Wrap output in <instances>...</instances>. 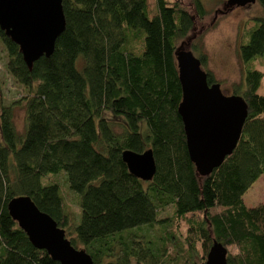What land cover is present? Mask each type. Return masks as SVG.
<instances>
[{"label": "trees", "instance_id": "trees-1", "mask_svg": "<svg viewBox=\"0 0 264 264\" xmlns=\"http://www.w3.org/2000/svg\"><path fill=\"white\" fill-rule=\"evenodd\" d=\"M258 1L264 13V0ZM61 3L64 30L52 53L30 68L0 29L5 70L24 90L7 104L0 98V264H59L34 247L9 215L7 202L18 195L30 196L93 264H198L214 239L226 247L229 264H264V203L248 207L242 198L264 173V96L257 93L262 73L244 66L264 54V14L244 25L237 49L242 76L232 94L247 108L241 134L232 152L202 176L178 113L175 52L211 13L204 2ZM203 32L189 50L204 69ZM138 33L137 47L132 41ZM205 71L207 81L216 82ZM16 108L24 111L23 132L14 124ZM147 148L156 170L144 181L129 172L121 153ZM58 172L77 194V215L58 184L43 182ZM168 207L172 216L160 217ZM179 220L186 223L183 238L173 228ZM154 225L161 232L149 234Z\"/></svg>", "mask_w": 264, "mask_h": 264}, {"label": "water", "instance_id": "water-1", "mask_svg": "<svg viewBox=\"0 0 264 264\" xmlns=\"http://www.w3.org/2000/svg\"><path fill=\"white\" fill-rule=\"evenodd\" d=\"M62 0H0V29L19 46L30 68L42 56H49L65 27ZM255 0H226L228 6H243ZM182 98L178 113L190 159L199 175H207L229 155L239 139L247 116L245 101L226 95L220 83L207 81L200 60L189 49L175 52ZM122 160L131 174L150 180L156 170L151 148L141 152L124 149ZM9 215L26 233L32 245L45 250L59 264H93L90 255L73 246L63 228L40 210L28 195L7 202ZM227 249L212 240L205 259L198 264H229Z\"/></svg>", "mask_w": 264, "mask_h": 264}, {"label": "rangeland", "instance_id": "rangeland-1", "mask_svg": "<svg viewBox=\"0 0 264 264\" xmlns=\"http://www.w3.org/2000/svg\"><path fill=\"white\" fill-rule=\"evenodd\" d=\"M207 10L211 13L198 23L195 30L185 39L180 41L178 49H189L190 43L197 40V34L204 30L202 35V50L207 55V65L204 70L212 72L216 82L220 83L222 92L226 95L232 94V85L241 81L242 64L237 56V49L240 43V37L243 34V27L252 17L263 16V10L258 0L243 6H234L226 13H222L226 7V0H202ZM140 33L133 38L132 45L139 46ZM197 55V52H193ZM81 57L77 60V67L81 68ZM5 53L0 45V98L7 104L18 98L24 93L21 86L13 82L7 74L5 67ZM247 68H254L262 73L260 85L257 93L264 96V54L244 63ZM115 121L121 122L119 119ZM14 124L19 132L24 131V111L23 109H14ZM115 131L120 132V126H114ZM45 183L58 184L62 197L67 207L75 214H78L77 194L68 188V184L63 172L50 174L44 177ZM243 201L246 206L253 207L264 203V173L251 185L244 193ZM160 217L172 216V208L168 207L159 213ZM173 226L175 233L183 238L186 232V223L183 220L176 221ZM170 226L169 228H171ZM149 234L161 232V226L147 230ZM232 250V248L230 249Z\"/></svg>", "mask_w": 264, "mask_h": 264}]
</instances>
